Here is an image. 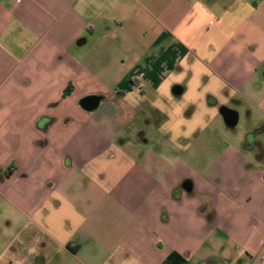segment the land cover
Wrapping results in <instances>:
<instances>
[{
    "label": "crops",
    "instance_id": "1",
    "mask_svg": "<svg viewBox=\"0 0 264 264\" xmlns=\"http://www.w3.org/2000/svg\"><path fill=\"white\" fill-rule=\"evenodd\" d=\"M224 106L264 134V0H0V193L27 220L0 264H255L264 151H223L188 193L143 147Z\"/></svg>",
    "mask_w": 264,
    "mask_h": 264
},
{
    "label": "rangeland",
    "instance_id": "2",
    "mask_svg": "<svg viewBox=\"0 0 264 264\" xmlns=\"http://www.w3.org/2000/svg\"><path fill=\"white\" fill-rule=\"evenodd\" d=\"M244 109L239 110V112L241 111L239 124L234 130L228 129L223 118L218 116L214 120L207 121V125L197 135L193 137H180L177 140L166 137L165 133L160 130L157 131L153 127L148 135L150 143L143 147L147 148L145 149L146 151L158 153L160 159L168 163L172 179L174 182L177 181V183L188 179L186 177H188L190 171L202 172L199 173L200 175L210 171L219 162V156L223 151L230 149L242 150L246 146V143L248 141L253 142V139L256 140L253 142L256 145L252 149L254 148L255 152L261 155L264 151V134L261 136L258 132L254 134L251 131L259 124L255 122V119L259 117L262 122L263 115L261 112H257V110L248 109L250 113H254V118H250L246 115ZM196 182L200 185L198 179H196ZM180 190L183 189L180 187ZM7 195L5 190L0 193V249L3 252L7 248L8 239L21 251L23 247H20L18 244H21L22 238L16 237L15 234H18L20 226L26 225L27 220L24 218L19 219L17 216L19 213L3 201L2 197ZM6 219L11 220V227L4 226ZM47 240L48 237H45L43 233L35 232L33 234L32 239L29 241L33 259L35 256L42 255L44 250H46L44 248L52 244L51 242H47ZM3 256H6V254H3Z\"/></svg>",
    "mask_w": 264,
    "mask_h": 264
},
{
    "label": "water",
    "instance_id": "3",
    "mask_svg": "<svg viewBox=\"0 0 264 264\" xmlns=\"http://www.w3.org/2000/svg\"><path fill=\"white\" fill-rule=\"evenodd\" d=\"M175 96H181L183 94L182 88H175L173 91ZM101 102V97L99 96H88L81 100L80 105L81 107L88 111L92 112L97 110ZM220 114L224 120L225 125L234 130L239 124V113L233 109L228 107H221ZM184 189L186 192L191 193L193 191V182L191 180H187L184 184Z\"/></svg>",
    "mask_w": 264,
    "mask_h": 264
},
{
    "label": "built area",
    "instance_id": "4",
    "mask_svg": "<svg viewBox=\"0 0 264 264\" xmlns=\"http://www.w3.org/2000/svg\"><path fill=\"white\" fill-rule=\"evenodd\" d=\"M255 264H264V247L260 250V252L256 255Z\"/></svg>",
    "mask_w": 264,
    "mask_h": 264
},
{
    "label": "trees",
    "instance_id": "5",
    "mask_svg": "<svg viewBox=\"0 0 264 264\" xmlns=\"http://www.w3.org/2000/svg\"><path fill=\"white\" fill-rule=\"evenodd\" d=\"M72 90H73V87L70 85V86L65 90L64 95H65V96L70 95V93H72ZM6 175H7V176L12 175V167H9L8 172H7ZM203 212H204V210H203ZM208 218L211 219V214H208Z\"/></svg>",
    "mask_w": 264,
    "mask_h": 264
},
{
    "label": "flooded vegetation",
    "instance_id": "6",
    "mask_svg": "<svg viewBox=\"0 0 264 264\" xmlns=\"http://www.w3.org/2000/svg\"><path fill=\"white\" fill-rule=\"evenodd\" d=\"M230 109H233V110L237 111V110L234 109V108H230ZM237 112H238V111H237ZM238 113H239V112H238ZM239 115H240V114H239ZM239 118H240V116H239ZM252 133L256 134L257 132H252ZM252 133H251V134H252ZM252 141L255 142L256 140L253 139ZM253 142L248 141V142L246 143V146H247V145H249V146H254V145H256V144H253ZM250 143H251V144H250ZM187 180H188V179H187ZM187 180H184V181L181 183V185H180V187H181L183 190H185V189H184V184H185V182H186Z\"/></svg>",
    "mask_w": 264,
    "mask_h": 264
}]
</instances>
